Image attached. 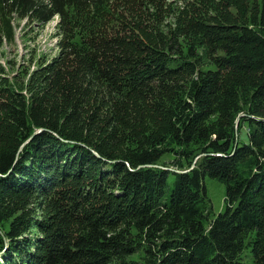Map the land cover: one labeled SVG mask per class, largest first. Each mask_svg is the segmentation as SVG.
<instances>
[{"label":"trees","instance_id":"trees-1","mask_svg":"<svg viewBox=\"0 0 264 264\" xmlns=\"http://www.w3.org/2000/svg\"><path fill=\"white\" fill-rule=\"evenodd\" d=\"M131 1H10L66 38L0 89V264H264V0Z\"/></svg>","mask_w":264,"mask_h":264},{"label":"rangeland","instance_id":"rangeland-1","mask_svg":"<svg viewBox=\"0 0 264 264\" xmlns=\"http://www.w3.org/2000/svg\"><path fill=\"white\" fill-rule=\"evenodd\" d=\"M10 1L0 2V89L6 87L4 88L5 92L14 89L19 95L26 96L28 101L33 92L36 95L39 87L38 77L35 76L34 72L43 63L64 54L66 37L62 34L59 26L60 18L58 15L49 22H42L37 20L36 17H24L20 15L17 9L13 10ZM44 1L47 2V0ZM142 1L145 4L140 1H131L134 2L133 5L124 7V9L134 10L137 8L139 9L138 12L149 15L147 20L152 22V12L161 10L162 13L164 10L158 22L160 21L166 29H169L174 27L173 22L179 10L193 0ZM4 5L5 10H2ZM245 129H248V127L245 126ZM171 156L170 153H167L164 157L169 159ZM206 183L213 212L218 214L226 207V185L210 176L207 177ZM2 225H4V230L7 231L9 220L3 222ZM4 230L0 229L2 235L5 234ZM33 231L36 233L35 228ZM30 232H32V229ZM248 258L246 259L248 260ZM248 262L252 263V259Z\"/></svg>","mask_w":264,"mask_h":264},{"label":"water","instance_id":"water-1","mask_svg":"<svg viewBox=\"0 0 264 264\" xmlns=\"http://www.w3.org/2000/svg\"><path fill=\"white\" fill-rule=\"evenodd\" d=\"M41 129H44V128H41ZM41 129H40V130H41Z\"/></svg>","mask_w":264,"mask_h":264}]
</instances>
